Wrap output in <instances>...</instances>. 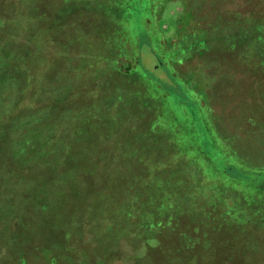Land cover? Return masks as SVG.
<instances>
[{
    "label": "rangeland",
    "instance_id": "obj_1",
    "mask_svg": "<svg viewBox=\"0 0 264 264\" xmlns=\"http://www.w3.org/2000/svg\"><path fill=\"white\" fill-rule=\"evenodd\" d=\"M261 80L264 0H0V264H264Z\"/></svg>",
    "mask_w": 264,
    "mask_h": 264
},
{
    "label": "trees",
    "instance_id": "obj_2",
    "mask_svg": "<svg viewBox=\"0 0 264 264\" xmlns=\"http://www.w3.org/2000/svg\"><path fill=\"white\" fill-rule=\"evenodd\" d=\"M211 51V52H210ZM206 53H207V56L209 57V55H210V53H211V56H218V57H221V56H224V57H228V56H231V55H229V51H227V50H225V49H220V50H217V49H213V50H208V51H206ZM205 55V54H204ZM252 75V78H255V76L253 75V74H251ZM258 80V79H257ZM256 81V80H255ZM261 81H263L262 83L263 84H261V86H258L259 88H260V90H257V91H254V92H252L253 90H254V88H253V84L251 83V84H249V87H251V91L250 92H252V93H250L249 92V94L248 95H250V96H253L254 94H255V96H253L252 98L251 97H249V98H251V100H254V104L252 105L253 107H258L259 105H261V106H263L264 107V80H261ZM257 86V85H256ZM262 100V104H258V100ZM263 110H264V108H262ZM242 115V114H241ZM240 115V116H241ZM247 115V114H246ZM244 116V115H243ZM249 118V117H248ZM257 147H259V145H257ZM263 149H264V147H263ZM261 149L259 148V149H257V153H253L254 155H259L260 154V151ZM253 152V151H252ZM261 161H263L262 160V158H261ZM227 172H231V173H233V172H235L237 175H240L241 177H242V174H241V171H240V173H239V169H238V167L236 166V165H233V164H229V165H227L226 166V170H225V173H227ZM257 189V188H256ZM254 193H255V191H254ZM259 193V191H256V193L255 194H258ZM253 196H256V195H253ZM184 209V208H183ZM183 209L182 210H179V209H174L173 211H172V217H173V222H174V224H172L173 226L171 227V228H176L177 227V225L179 224V222H185L184 224H186V227H190L191 226V223H190V221L191 220H189L188 221V219H185V218H183L182 219V211H183ZM153 211H151V213H150V216H153V219H152V221H154V222H152L151 223V226H154V225H156L157 227L156 228H158V230L156 231V230H153V231H150V232H152V236H156V235H163V233H164V231H163V226H162V219H167L168 217H170V216H168L167 214H160L159 216H158V219H159V224L157 223V221H155L154 220V218H156V212H157V209H155V208H153L152 209ZM149 213V212H148ZM170 215V214H169ZM192 221H194V222H196V220H192ZM255 221V220H254ZM254 221H251V224L254 226V228H259L260 227V224H259V222L260 221H262V220H259V221H256V222H254ZM196 226V225H195ZM195 226L194 227H192V229L194 230V228H195ZM197 228V227H196ZM214 228V227H213ZM215 229V228H214ZM216 230V229H215ZM255 230V229H254ZM257 231V230H256ZM203 233H207L208 234V231H206V232H203ZM202 233V234H203ZM254 236H255V234H253ZM242 236V235H241ZM199 240L200 239H198V238H196L195 239V242L197 243V244H199ZM203 240V239H202ZM206 240V239H205ZM154 246V245H153ZM179 248H177V247H175V248H173V249H167V250H162V247H161V244H159L158 245V247L156 248L157 249V251H153V256H152V261H150V263L149 264H173V261H178L179 263L178 264H188V261H190V256L192 255V256H194V253L196 252H193V249H192V247L191 248H189V249H187V247H188V244L186 243V242H181L179 245ZM222 249V248H221ZM177 252H179V254H177ZM80 257V259H78L79 261L82 259L81 258V255L79 256ZM225 260V259H224ZM224 260L222 261V260H218V262H217V264L218 263H221V262H224ZM216 264V263H215Z\"/></svg>",
    "mask_w": 264,
    "mask_h": 264
}]
</instances>
